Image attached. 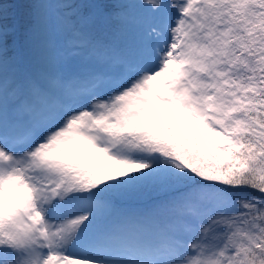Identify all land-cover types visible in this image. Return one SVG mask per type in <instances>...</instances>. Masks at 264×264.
Instances as JSON below:
<instances>
[{"label": "snow or ice", "instance_id": "6c2138e0", "mask_svg": "<svg viewBox=\"0 0 264 264\" xmlns=\"http://www.w3.org/2000/svg\"><path fill=\"white\" fill-rule=\"evenodd\" d=\"M0 264H264V0H0Z\"/></svg>", "mask_w": 264, "mask_h": 264}]
</instances>
